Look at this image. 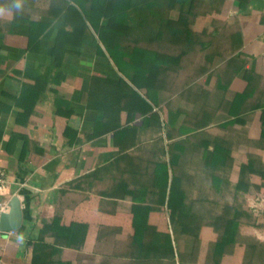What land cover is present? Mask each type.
Listing matches in <instances>:
<instances>
[{
  "label": "crops",
  "instance_id": "crops-1",
  "mask_svg": "<svg viewBox=\"0 0 264 264\" xmlns=\"http://www.w3.org/2000/svg\"><path fill=\"white\" fill-rule=\"evenodd\" d=\"M199 4L170 0L165 7L174 27L181 25L180 13L195 8L199 14L194 20L187 15L185 25L201 34L190 38L194 47L180 62L174 44L167 67L156 54L157 38L142 36L133 61L121 54L118 64L94 26L54 15L65 0H26L22 13L0 19V168L9 180L8 197L17 196L22 205L21 227L3 235L0 264H31L34 240L44 234L54 242L42 227L56 215L63 225L84 224L73 232L86 234L80 248L56 245L55 259L124 264L134 211L156 207L167 173L168 185L172 172L197 170L191 158L210 138L230 133L224 124L234 118L229 110L248 85L246 74L254 91L245 104L264 102V0H244L243 7L224 0L205 15L208 5ZM31 21L48 24L33 46ZM232 34L237 38L230 50ZM243 117L232 127L259 138L261 108ZM178 141L182 149L170 152ZM172 153L181 155L174 167ZM148 219L162 230L168 216L152 210Z\"/></svg>",
  "mask_w": 264,
  "mask_h": 264
},
{
  "label": "trees",
  "instance_id": "trees-1",
  "mask_svg": "<svg viewBox=\"0 0 264 264\" xmlns=\"http://www.w3.org/2000/svg\"><path fill=\"white\" fill-rule=\"evenodd\" d=\"M71 1L65 0L64 10L54 15L68 23L77 20L81 25L90 23L94 26L118 64L121 54L133 61L140 36L151 41L157 38L159 50L156 54H161L159 61L167 67L173 62L168 52H172L174 44L180 49L175 57L180 62L183 53L194 47V40L190 38L201 35L185 25L187 15L194 20L199 14L195 8L190 13L179 14L177 23H181L180 26L171 25L176 22L164 11L170 0ZM239 1L243 7L244 0ZM201 2L208 5L202 11L205 15L210 13L211 5L221 4L224 0H195L194 7ZM153 21L158 25L153 26ZM47 26L45 21L30 22V46L37 44ZM236 35H230L234 39L230 50L234 49ZM246 75L248 85L244 91L235 94L229 110L234 118L224 124L230 128V133L225 137L210 138L208 146L202 147L197 156L193 155L195 157L191 158L189 165L197 170L172 172L168 185L167 173L164 185L159 187L160 201L156 207L142 205L134 211L130 257L124 264H134V259L152 258L159 259L161 264H264V244L256 238L245 239L240 231V224L247 223L252 216L244 204L247 194L264 192V102L258 100L250 106L245 104L254 91L252 78ZM130 79L136 82L135 77ZM147 96L151 98L150 92ZM258 108L262 110L259 138L250 139L243 130L232 127L244 119L245 113ZM181 144L183 141L174 143L170 152L173 148L181 150ZM250 146L255 150L249 152ZM180 160V154L170 155L172 167L180 164ZM152 210L163 211L168 216L162 230L149 222ZM83 226L78 222L63 225L59 215L45 220L42 232L52 234L54 242H46L44 234L34 240L31 264H71L54 258L59 249L57 246L80 248L86 233L76 234L73 229H82ZM198 246L200 250H197ZM229 256L232 259L228 262Z\"/></svg>",
  "mask_w": 264,
  "mask_h": 264
},
{
  "label": "rangeland",
  "instance_id": "rangeland-1",
  "mask_svg": "<svg viewBox=\"0 0 264 264\" xmlns=\"http://www.w3.org/2000/svg\"><path fill=\"white\" fill-rule=\"evenodd\" d=\"M244 204L249 208L252 216L247 223L240 224V231L244 234L245 239L256 238L264 244V192L247 194ZM231 259L232 257L229 256L227 261L229 262Z\"/></svg>",
  "mask_w": 264,
  "mask_h": 264
},
{
  "label": "water",
  "instance_id": "water-1",
  "mask_svg": "<svg viewBox=\"0 0 264 264\" xmlns=\"http://www.w3.org/2000/svg\"><path fill=\"white\" fill-rule=\"evenodd\" d=\"M22 224V205L17 196L10 199V209L1 218L0 228L5 231L17 230Z\"/></svg>",
  "mask_w": 264,
  "mask_h": 264
},
{
  "label": "built area",
  "instance_id": "built-area-1",
  "mask_svg": "<svg viewBox=\"0 0 264 264\" xmlns=\"http://www.w3.org/2000/svg\"><path fill=\"white\" fill-rule=\"evenodd\" d=\"M9 180L6 172L0 168V222L2 215L7 213L10 209V198L8 197ZM13 230L5 231L0 228V249L2 246V238L4 233L12 232Z\"/></svg>",
  "mask_w": 264,
  "mask_h": 264
},
{
  "label": "clouds",
  "instance_id": "clouds-1",
  "mask_svg": "<svg viewBox=\"0 0 264 264\" xmlns=\"http://www.w3.org/2000/svg\"><path fill=\"white\" fill-rule=\"evenodd\" d=\"M26 0H8L7 4H0V19L8 18L13 12L22 13ZM19 242H23V236H19Z\"/></svg>",
  "mask_w": 264,
  "mask_h": 264
}]
</instances>
